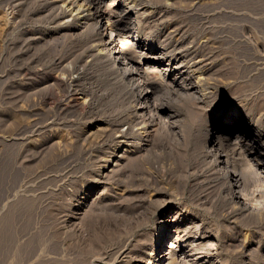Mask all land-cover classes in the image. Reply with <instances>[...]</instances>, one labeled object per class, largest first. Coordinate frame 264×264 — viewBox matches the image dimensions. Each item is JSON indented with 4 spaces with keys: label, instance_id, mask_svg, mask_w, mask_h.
<instances>
[{
    "label": "rangeland",
    "instance_id": "obj_1",
    "mask_svg": "<svg viewBox=\"0 0 264 264\" xmlns=\"http://www.w3.org/2000/svg\"><path fill=\"white\" fill-rule=\"evenodd\" d=\"M69 1L0 0V264L145 262L167 212L163 248L180 234L188 252L174 264H264V188L242 187L252 208L236 209L199 157L205 132L225 118L219 110L235 107L224 100L229 80L264 98V0L105 1L116 29L142 53L134 61L151 68L161 111L153 142L109 177L98 170L126 130L128 105L113 74L89 55L75 10L61 13ZM161 51L177 60L175 73L188 72L178 90L175 73L152 71L167 62L156 57ZM198 77L203 88L219 81L213 97L193 93ZM262 110L255 115L264 129ZM96 125L105 136L87 138ZM141 134L128 137L130 149Z\"/></svg>",
    "mask_w": 264,
    "mask_h": 264
},
{
    "label": "bare ground",
    "instance_id": "obj_2",
    "mask_svg": "<svg viewBox=\"0 0 264 264\" xmlns=\"http://www.w3.org/2000/svg\"><path fill=\"white\" fill-rule=\"evenodd\" d=\"M71 1L72 0H70L69 2H65L64 7L60 10V11H62L61 13L65 14V16H66L67 12H73V10H75L73 13V15L75 16V18L73 16L74 20L76 19L75 21L79 22V24L83 23V25H82L83 26L82 29H84L83 33L88 35V38L91 41L90 45L88 46V50L90 51V52L89 51L88 52L91 54H89V53L88 54L91 55L93 57V59L98 58L100 63H102V62L104 63L105 69H107L110 72V74H113V76H112L113 78L111 80L113 83H116L118 85L117 91H119L121 93V96L124 99L123 101H125L126 104L128 105V109L126 111V114L121 119L122 121H124L127 124L126 130L125 131L122 130L121 133H118L115 136L116 140H115V144H114V147L112 149V152L110 153L108 158L104 159L105 163L102 164L98 170V174L100 176H103V175H108L110 172H113L116 167L118 168V166L120 165V161H123V160L128 161L129 158L132 159V157L137 156L139 152L146 150L147 148H146L144 141L145 140L146 141H149V140L152 141L154 139V137L156 136L155 135L156 132L158 133V131L156 130V124L157 123H155V122H156V117H158V115H160L161 111H160V107L157 106V104L155 103L156 101L154 102V100L152 99L153 97H155L154 95L156 94V92H155V87H156L155 84L156 83H154V81L152 80V77H154V75L151 74L152 75V77H151V75L149 74V72H150L149 70L151 68L147 69L148 66L146 65V67H145V62H142L140 60L135 62L133 59L136 56H139V55L141 56L142 53L140 51L135 50V47L133 46L134 45L133 42L127 41L124 38L121 31H119L120 29H116L115 26L117 25V21H115V19H113L114 12L112 11L113 8L111 9V6L113 5L111 3L112 0H108V1H111L110 3H105L106 0H73V2H71ZM45 2H46V0H45ZM123 2H125V1H123ZM15 3H14V5H15ZM56 3H57V1H56ZM74 3H75V5H73ZM28 5H29V3H28ZM114 5L119 6L117 3H115ZM50 6H51V4H50ZM60 6H63V4ZM60 6H59V9H60ZM55 7H57V6H55ZM74 7H76V8L74 9ZM125 7H127V6H125ZM122 9H123V11L125 10L124 8H122ZM21 11H22V9H21ZM115 13H116V11H115ZM67 15H68V13H67ZM60 18H61V16H60ZM73 18H71V15H70V19H73ZM64 21H66V20H64ZM132 28H134V27H132ZM121 30H123V29H121ZM129 32H131V31L129 30ZM68 37H70V36H68ZM68 37H66V38H68ZM66 38L64 41H66ZM132 39H134V38H132ZM134 43H136V42H134ZM155 55L158 58L161 57V59H165L167 62H166V64H163L161 66H159V65L158 66H152V71L157 70V72L156 71L155 72L159 73L160 75L161 74L169 75L171 73H175L174 68L177 67L175 65L177 63V60L175 58L165 57L166 54H162V51L160 53H156ZM18 60H19V58H18ZM211 60H213V58ZM201 61H204V59H200V60L196 61V63H199ZM211 63H212V61H211ZM240 63H239V65H240ZM173 64H174V66H173ZM210 66L208 69H211ZM65 67H66V65H65ZM149 67H151V66H149ZM187 67L189 68L190 66H187ZM254 68H253V70H254ZM258 68L260 69V71H258L259 73L261 71L263 72L264 67L259 66ZM215 69H213V70H215ZM231 72H232V70H231ZM248 72H246V73H248ZM185 73L187 75V73H188L187 70H180L179 69V71H177L174 74V77L171 80V84L176 87V90H178L177 88L179 86V84H177V79L181 78L182 79L181 81H183V79L186 78V77H184ZM258 74H256V75H258ZM157 76H159V75L157 74ZM55 77H58V76H55ZM55 77H53V78L55 79ZM223 77L225 78V76H223ZM235 77H232V78H235ZM201 78H203V77H198V81L196 82L197 84L195 86H193V88H195L193 93L199 94V96H202V99H204L205 97H213L216 93V87L219 86V85H217L219 83V81H217L218 83L214 82L212 80L209 81V79L207 77L208 81H206V85H205L206 87L203 88L201 86L203 85V83L205 84V81L202 82V85H201V82H200ZM238 78H240V77H238ZM59 79H61V78H59ZM134 79L136 80V82ZM213 79H214V77H213ZM253 79H255V78H253ZM232 80L231 81L229 80L230 82L226 81L227 86H225L224 100L226 101L227 104L228 103H234L235 107L233 108V110L227 111V112H226L227 108L225 106H223V108H225V109L219 110V112L221 114L226 113V114H224L225 118H224L223 122H221L215 126H210L211 127L210 131L208 130L205 132L204 140L201 143V150L199 152V157L204 158L206 163L212 167L211 169H213V172H212L213 175L218 176L222 179L221 185H222L223 189L224 190L227 189L228 193L231 195L230 196V198L232 200L231 202L234 203L235 208L236 209H238V208L239 209H241V208L250 209V208H252L251 204L246 201L245 197L242 194L243 192L241 193L240 191H241L242 187L248 186L249 184H251L253 182L258 183L261 187L264 188V129L262 128L261 117L258 115H255L256 113L261 112L262 109L264 110V98H262V96L259 97L258 99L251 98L250 95L248 93H246L247 90H245V86L244 85L242 86L243 82L242 83L239 82L241 80H239L238 82H232ZM237 80H235V81H237ZM226 82H224V83H226ZM256 82H257V80H256ZM247 84H248V82H247ZM45 85L47 86V84H45ZM45 85H43V86L46 87ZM39 87H38V89H39ZM205 88L207 91H205ZM179 91H180V89H179ZM184 92H186V91H184ZM203 95L205 96L204 98H203ZM74 100H76V99H74ZM84 103H85V101H84ZM202 103L204 104V102H202ZM189 104H190V102H189ZM187 109H185V110H187ZM189 112H191V111H189ZM189 112L186 114L187 115L190 114ZM194 112H196V111H194ZM197 112H198V110H197ZM191 113H193V112H191ZM176 115H178V114H176ZM194 115H192V116H194ZM188 117H191V116L188 115ZM190 119H193V118L191 117ZM191 121H193V120H191ZM116 122H118V121H116ZM124 127H125V125H124ZM106 130H105V127L96 125L91 131L90 130L88 131L87 138H89V137L92 138V136H94V135H96V136L101 135L102 136V134L104 135ZM109 131L114 132L111 128ZM140 133H142L141 134L142 138L145 136H147V138L144 140L139 139L134 144L135 149H130L129 146L131 144L128 142V137H130V135L133 136L135 134H140ZM153 135H155V136L153 137ZM151 137H153V139ZM92 140H93V138H92ZM43 148H45V146ZM103 156H105V155H103ZM108 177H109V175H108ZM256 193H258V192H256ZM6 222L8 223V221H6ZM171 222L172 221H171V219H169V215L167 212V214L164 216L163 220L160 223L159 233L156 235L154 242L151 246V249L149 250V252L147 254L148 259L145 262H144V260L141 261L142 259L138 260L139 262H137L136 264H169V263L176 262L178 256H181V255H183V257L187 256L188 252H186L184 249L186 244H184V242L180 243L178 240V239H180V236H181L180 234H178L174 238L173 243H169V245L166 246V248H163L164 240L167 237L169 238L168 229H169V226L171 225ZM176 231H178V230H176ZM168 242H170V240H168ZM120 245H118V246L120 247ZM119 247L118 248L116 247V248L119 250L120 249ZM117 252H119V251H117ZM181 260H182V258H181ZM183 260H184V258H183Z\"/></svg>",
    "mask_w": 264,
    "mask_h": 264
}]
</instances>
